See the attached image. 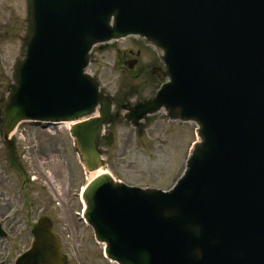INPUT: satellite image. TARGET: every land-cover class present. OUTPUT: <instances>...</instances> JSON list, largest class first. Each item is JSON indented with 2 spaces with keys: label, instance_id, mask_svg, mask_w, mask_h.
<instances>
[{
  "label": "water",
  "instance_id": "water-1",
  "mask_svg": "<svg viewBox=\"0 0 264 264\" xmlns=\"http://www.w3.org/2000/svg\"><path fill=\"white\" fill-rule=\"evenodd\" d=\"M30 33L1 109L10 145L22 121L72 122L85 217L120 264H264V0H30ZM138 37L161 54L156 93L114 98L91 76L97 44ZM135 62L129 63L133 68ZM114 101L118 105L114 112ZM125 110L195 122L200 138L174 187L130 186L101 148ZM16 264H64L52 221Z\"/></svg>",
  "mask_w": 264,
  "mask_h": 264
},
{
  "label": "rangeland",
  "instance_id": "rangeland-1",
  "mask_svg": "<svg viewBox=\"0 0 264 264\" xmlns=\"http://www.w3.org/2000/svg\"><path fill=\"white\" fill-rule=\"evenodd\" d=\"M29 32L30 0H0V108L15 83ZM138 49H141L139 57L136 56ZM156 56L153 48L135 37H126L95 47L88 71L100 81L103 91L121 96L134 90L131 97L136 100L151 95L157 82L146 72L135 78L127 70V61L138 58L140 71L156 61ZM43 127L24 122L15 137L17 152L34 176V182L25 183L24 176L9 165L8 151L0 135V199L12 205L9 214L31 207L32 211L38 209L39 214L52 218L69 264H116L102 257L103 245L95 240L92 228L81 215H76L82 203L72 194L80 192L90 176L79 162L68 124ZM195 128L192 123L166 120L159 113L144 120L143 129L138 130L121 113L102 138L109 170L128 184L167 190L185 168L196 139ZM22 186L26 198L18 190ZM0 209L3 210L1 201ZM15 231L18 240L12 243V255L25 248L32 238L23 225H17ZM7 246L9 243L0 238V264H13Z\"/></svg>",
  "mask_w": 264,
  "mask_h": 264
},
{
  "label": "flooded vegetation",
  "instance_id": "flooded-vegetation-1",
  "mask_svg": "<svg viewBox=\"0 0 264 264\" xmlns=\"http://www.w3.org/2000/svg\"><path fill=\"white\" fill-rule=\"evenodd\" d=\"M15 164L18 167L19 173L22 176H24V182L26 183L28 181L27 175H31V171L29 170V168H27L23 165L21 159L18 157H16ZM5 176L6 175H4L3 177L5 178ZM26 197H27V194L25 195L24 198H26ZM0 201H1V206L3 208V210L0 209V220L3 222V226H5L8 229V231L15 234L16 226L21 225L23 220H19L18 216H16V215L9 214V211L12 209V205H10V203L8 201L4 202V199H0ZM25 202L27 203V206L29 207L30 205H29L28 199H26ZM8 209H9V211H8ZM25 211H26V215H25L24 221L26 223H29L34 217L37 216V213H38V209L36 211H32L31 207L26 208ZM12 225H14L13 228H12ZM9 246L10 247H7V249L11 248V245H9Z\"/></svg>",
  "mask_w": 264,
  "mask_h": 264
},
{
  "label": "bare ground",
  "instance_id": "bare-ground-1",
  "mask_svg": "<svg viewBox=\"0 0 264 264\" xmlns=\"http://www.w3.org/2000/svg\"><path fill=\"white\" fill-rule=\"evenodd\" d=\"M95 175H96L95 173H91V174H89L90 177L95 176Z\"/></svg>",
  "mask_w": 264,
  "mask_h": 264
}]
</instances>
